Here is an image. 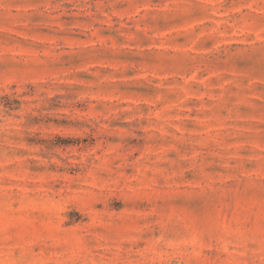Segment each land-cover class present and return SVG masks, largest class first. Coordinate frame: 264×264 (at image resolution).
I'll return each instance as SVG.
<instances>
[{
    "label": "rangeland",
    "instance_id": "374dc122",
    "mask_svg": "<svg viewBox=\"0 0 264 264\" xmlns=\"http://www.w3.org/2000/svg\"><path fill=\"white\" fill-rule=\"evenodd\" d=\"M0 264H264V0H0Z\"/></svg>",
    "mask_w": 264,
    "mask_h": 264
}]
</instances>
